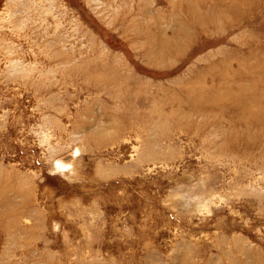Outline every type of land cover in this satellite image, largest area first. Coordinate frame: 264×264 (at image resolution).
Wrapping results in <instances>:
<instances>
[{
  "label": "rangeland",
  "instance_id": "1",
  "mask_svg": "<svg viewBox=\"0 0 264 264\" xmlns=\"http://www.w3.org/2000/svg\"><path fill=\"white\" fill-rule=\"evenodd\" d=\"M0 264H264V0H0Z\"/></svg>",
  "mask_w": 264,
  "mask_h": 264
},
{
  "label": "bare ground",
  "instance_id": "2",
  "mask_svg": "<svg viewBox=\"0 0 264 264\" xmlns=\"http://www.w3.org/2000/svg\"><path fill=\"white\" fill-rule=\"evenodd\" d=\"M36 5H37V4H36ZM36 5H35V7H36ZM48 6H49V5H48ZM50 8H51V7H50ZM44 12H45V11H44ZM16 25H17V24H16ZM72 155H73V154H72ZM56 159H57V158H56ZM57 161H58V160H56L55 162L57 163ZM60 161H61V160H60ZM63 162H64V161H63ZM56 163H55V164H56ZM58 163H60V162H58ZM58 163H57V164H58ZM60 164H61V163H60ZM60 164H58V165H60ZM69 164H70V163H69ZM65 165H66V164H65ZM65 165H64V166H65ZM70 165H71V164H70ZM70 165H69V166H70ZM58 168H60V167H58ZM245 253H247V252H245Z\"/></svg>",
  "mask_w": 264,
  "mask_h": 264
}]
</instances>
